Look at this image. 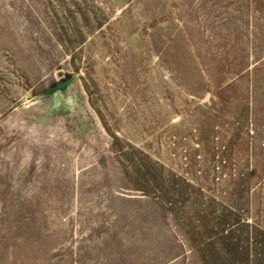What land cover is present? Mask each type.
<instances>
[{"label":"rangeland","instance_id":"obj_1","mask_svg":"<svg viewBox=\"0 0 264 264\" xmlns=\"http://www.w3.org/2000/svg\"><path fill=\"white\" fill-rule=\"evenodd\" d=\"M0 264H264V0H0Z\"/></svg>","mask_w":264,"mask_h":264},{"label":"water","instance_id":"obj_2","mask_svg":"<svg viewBox=\"0 0 264 264\" xmlns=\"http://www.w3.org/2000/svg\"><path fill=\"white\" fill-rule=\"evenodd\" d=\"M65 85H66V83H63V84L59 85L58 87L60 88V87H63Z\"/></svg>","mask_w":264,"mask_h":264}]
</instances>
